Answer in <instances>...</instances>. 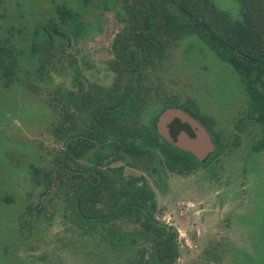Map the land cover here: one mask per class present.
Masks as SVG:
<instances>
[{
  "label": "rangeland",
  "instance_id": "obj_1",
  "mask_svg": "<svg viewBox=\"0 0 264 264\" xmlns=\"http://www.w3.org/2000/svg\"><path fill=\"white\" fill-rule=\"evenodd\" d=\"M212 3L240 17L237 0ZM62 6L75 18L63 22ZM119 26L99 0H0V40L15 55L7 75L0 69V264H136L149 249V236L131 221L81 229L69 201L74 178L65 172V142L53 135L55 96L90 83L111 86L109 46ZM145 84L140 122L154 125L173 100L208 121L217 153L183 174L163 167L154 148L146 160L122 155L102 165L145 178L153 217L176 232L174 264H264V115L247 117L236 74L194 36L170 46ZM70 166L92 164L85 153Z\"/></svg>",
  "mask_w": 264,
  "mask_h": 264
},
{
  "label": "trees",
  "instance_id": "obj_2",
  "mask_svg": "<svg viewBox=\"0 0 264 264\" xmlns=\"http://www.w3.org/2000/svg\"><path fill=\"white\" fill-rule=\"evenodd\" d=\"M99 1L103 9H111L120 25L109 46L113 82L109 87L95 83L79 86L75 93L66 92L62 99L55 96L51 105L52 111L60 115L53 135L65 142V172L74 178L69 201L82 230L103 229L114 221L136 223L138 233L149 236L151 241L148 250L141 249L136 264H174L178 253L176 232L153 217L154 194L145 178L123 176L121 166L102 163L107 165L122 155L146 160L150 148L159 152L163 167L176 174L187 173L199 163L189 152L161 138L153 122L146 125L139 119L148 91L147 72L154 70L169 47L185 36L196 37L219 61L232 68L248 99L247 117L262 120L264 1L237 0L240 17L234 19L216 9L212 0ZM57 12L63 22L76 16L65 6L57 8ZM42 29L46 32L44 26ZM8 44L5 38L0 40V69L4 75L15 59ZM166 106L182 109L207 130L215 149L204 161L211 159L217 153L219 138L208 121L173 100L166 101ZM262 145L259 141L252 149L256 151ZM104 149L109 150L111 158H107ZM85 153L92 166L71 168V163ZM50 171H46V176Z\"/></svg>",
  "mask_w": 264,
  "mask_h": 264
},
{
  "label": "water",
  "instance_id": "obj_3",
  "mask_svg": "<svg viewBox=\"0 0 264 264\" xmlns=\"http://www.w3.org/2000/svg\"><path fill=\"white\" fill-rule=\"evenodd\" d=\"M172 119H178L193 129V135L189 136L185 131L179 133L173 139L168 132L167 125ZM156 133L172 146L189 152L198 162L205 159L215 149L207 130L191 115L178 107H165L159 112L154 121Z\"/></svg>",
  "mask_w": 264,
  "mask_h": 264
},
{
  "label": "flooded vegetation",
  "instance_id": "obj_4",
  "mask_svg": "<svg viewBox=\"0 0 264 264\" xmlns=\"http://www.w3.org/2000/svg\"><path fill=\"white\" fill-rule=\"evenodd\" d=\"M9 71V70H8ZM167 128H168V132H169V135L175 139V136L179 133V131H185L189 136H192L193 135V129L190 128V126L184 122H180L178 119H172L168 125H167ZM211 154V153H210ZM209 154V155H210ZM208 155V156H209ZM207 156V157H208ZM206 157V158H207ZM205 158V159H206ZM203 159V161L205 160Z\"/></svg>",
  "mask_w": 264,
  "mask_h": 264
}]
</instances>
